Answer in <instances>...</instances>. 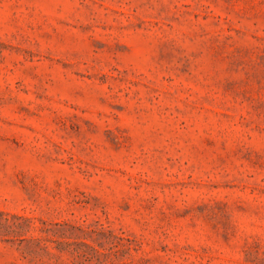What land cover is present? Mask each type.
Returning a JSON list of instances; mask_svg holds the SVG:
<instances>
[{
	"label": "rangeland",
	"instance_id": "374dc122",
	"mask_svg": "<svg viewBox=\"0 0 264 264\" xmlns=\"http://www.w3.org/2000/svg\"><path fill=\"white\" fill-rule=\"evenodd\" d=\"M0 264H264V0H0Z\"/></svg>",
	"mask_w": 264,
	"mask_h": 264
}]
</instances>
